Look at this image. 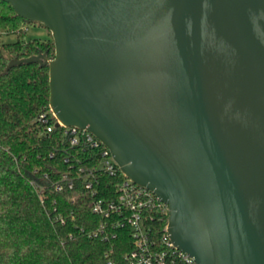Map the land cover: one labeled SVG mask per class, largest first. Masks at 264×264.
<instances>
[{
	"label": "water",
	"instance_id": "1",
	"mask_svg": "<svg viewBox=\"0 0 264 264\" xmlns=\"http://www.w3.org/2000/svg\"><path fill=\"white\" fill-rule=\"evenodd\" d=\"M49 31V107L168 206L196 264H264V0H3Z\"/></svg>",
	"mask_w": 264,
	"mask_h": 264
},
{
	"label": "trees",
	"instance_id": "2",
	"mask_svg": "<svg viewBox=\"0 0 264 264\" xmlns=\"http://www.w3.org/2000/svg\"><path fill=\"white\" fill-rule=\"evenodd\" d=\"M29 23L0 0V35L17 36L0 53V264H126L134 247L130 229L98 230L105 221L92 211L94 200L116 195L122 175L98 174L96 192L87 190L78 168L90 163L77 157L61 127L45 132L37 121L49 109L48 66L21 63L6 70L12 59L54 56L42 24L48 39L24 40L22 27ZM65 173L72 188L61 179ZM151 213L148 224L158 239L167 215Z\"/></svg>",
	"mask_w": 264,
	"mask_h": 264
},
{
	"label": "built area",
	"instance_id": "3",
	"mask_svg": "<svg viewBox=\"0 0 264 264\" xmlns=\"http://www.w3.org/2000/svg\"><path fill=\"white\" fill-rule=\"evenodd\" d=\"M37 121L45 132L61 127L69 146L77 150V157L90 163L89 166L79 167L78 173H81L84 187L93 194L96 192L93 187L94 179L98 174L102 173L112 178L117 177L119 173L122 175L116 184V195L112 198L94 200L92 211L105 221L98 230L107 226L111 229L128 226L130 229L134 247L125 255L126 264H196L193 258L173 244L167 232V224L158 239L152 236L148 224L153 217L151 212L156 210L167 215L168 221V206L155 194L127 178L120 171L109 149L98 138L85 129L63 125L50 107L38 115ZM61 179L72 188L73 182L66 173ZM55 186L58 190L62 188L60 181L56 182Z\"/></svg>",
	"mask_w": 264,
	"mask_h": 264
},
{
	"label": "rangeland",
	"instance_id": "4",
	"mask_svg": "<svg viewBox=\"0 0 264 264\" xmlns=\"http://www.w3.org/2000/svg\"><path fill=\"white\" fill-rule=\"evenodd\" d=\"M25 30V36L24 40H29V39H39L40 41H45L48 39L50 36L46 29L39 25L38 23H29L26 24L25 26L22 27ZM17 39V36L15 33H9V34H1L0 35V53H4V45L8 43H13Z\"/></svg>",
	"mask_w": 264,
	"mask_h": 264
}]
</instances>
